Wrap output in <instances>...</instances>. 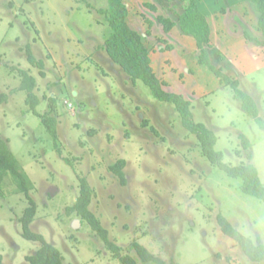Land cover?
I'll list each match as a JSON object with an SVG mask.
<instances>
[{
  "label": "rangeland",
  "instance_id": "obj_1",
  "mask_svg": "<svg viewBox=\"0 0 264 264\" xmlns=\"http://www.w3.org/2000/svg\"><path fill=\"white\" fill-rule=\"evenodd\" d=\"M242 1L246 4L243 19L230 8L238 0H200L199 7L215 11L207 17L216 23V42L228 30L235 46L230 43L220 49L226 57L224 69L254 96L264 118V46L237 39L239 33H233L237 30L232 26L245 21L263 42L264 36L251 1ZM125 2L129 24L142 33L155 72L167 82L165 88L191 100L194 120L216 132L215 148L223 152L225 162L253 163L264 184V129L244 111L233 87L221 85L198 62L202 68L194 72L191 66L196 65L198 50L194 42L182 39L188 35L178 27L166 33L158 21L159 14L176 18L185 2ZM108 6L109 0H0V95H8L0 100V138L7 140L34 183L30 194L37 215L32 230L61 250L65 264H125L88 223L66 213L79 195V176H85L94 190L91 210L122 248L121 254L131 255L137 264L160 263L143 261L134 242L163 264H264V260H250L217 220L222 213L244 235L264 244V200L245 192L241 178L212 164L175 106L156 99L144 82L134 84L100 47L110 27L98 8ZM214 17L225 20L217 23ZM147 19L153 22L150 35ZM27 44L44 60L45 76L27 60ZM168 44L173 49L167 50ZM212 54L215 62L220 59L215 51ZM12 66L36 77L40 113L49 108L50 96L57 98V146L42 118L28 106V93L20 88L21 77ZM241 134L251 141L249 150L244 149ZM121 158L126 160L125 185L109 169ZM28 205L14 175L2 172L3 264H30L26 257L41 246L21 233L19 220Z\"/></svg>",
  "mask_w": 264,
  "mask_h": 264
},
{
  "label": "trees",
  "instance_id": "obj_2",
  "mask_svg": "<svg viewBox=\"0 0 264 264\" xmlns=\"http://www.w3.org/2000/svg\"><path fill=\"white\" fill-rule=\"evenodd\" d=\"M250 1L256 11L259 29L264 36V0ZM184 2L183 10L177 13L176 18L162 14L158 15V21L162 24L164 31L170 33L175 27H178L181 33L193 37L198 50L197 62L213 72L221 83L233 87L235 97L242 102L244 111L253 117L264 129V118L260 116L257 100L253 95L241 89L238 78L234 77L232 73L226 72L224 66L222 64H216L213 59V51H215V54L221 60H225L226 57L220 49L213 48L212 25L207 15L199 7L200 0H183ZM148 5L153 10L157 9L154 4ZM222 10L223 12H227L226 9ZM98 11L104 16L105 22L110 27V33L106 36L104 44L100 47L107 51L110 58L128 74L134 84H137L138 81L144 82L150 88L156 99L171 103L175 106V109L180 113L183 125L191 134L196 135L202 154L212 164L221 167L230 176L241 178L243 180L242 188L245 192L264 200V184L257 167L253 163L230 165L225 162L223 152L215 148L218 141L216 132L206 124L194 120L191 100L182 93L169 91L165 88L167 82L158 76L152 66L151 49L146 45L142 33L129 24V7L125 0H109V6L107 8H98ZM147 22V34L150 35L152 34L153 22L149 19H147ZM242 27L243 35L247 41L255 42L256 44L259 43L264 46V42L257 38L243 22ZM160 41L165 42L163 38H160ZM166 49H173V46L168 44ZM25 50L29 63L39 68L40 74L45 76L44 60L36 57L30 44L26 45ZM12 70L18 71L22 80L20 88L28 93L26 99L28 106L42 118L44 126L54 138L57 146V123L58 116L60 115L57 98L50 96L49 108L45 113H40L37 110L41 99L35 92L37 87L36 77L25 68L12 66ZM192 72L193 70H190V73ZM7 98V94L0 95V100H7ZM240 137L244 149L249 150L252 147L249 138L245 134H241ZM237 153L241 154L242 150L239 149ZM63 158L73 164L69 157L65 156ZM125 166L126 160L124 158L119 159L109 166V169L119 178L123 185L127 183V177L124 171ZM5 170L10 171L14 175L21 191L29 200V205L19 220L22 227L21 233L25 238L38 241L41 244L35 253L26 257V260L30 264H65L61 250L54 244L48 242L43 234L32 230L31 224L37 215V203L30 194V191L34 189V183L26 171L22 169L18 158L9 148L7 140L0 138V171L4 173ZM2 172L0 173L2 174ZM79 178V195L74 204L66 208V213L75 214L83 222L88 223L93 232L99 235L108 248L123 263L137 264L135 258L131 255L121 254L122 248L111 240L108 229L103 226L100 218L90 208L94 196L92 186L85 176H79ZM217 220L221 230L237 242L250 260L255 262L264 260V244L261 241H254L252 238L244 235L222 213L218 214ZM133 246L143 261L164 263L160 257L150 252L144 245L134 242ZM2 258V255H0V264H3Z\"/></svg>",
  "mask_w": 264,
  "mask_h": 264
},
{
  "label": "crops",
  "instance_id": "obj_3",
  "mask_svg": "<svg viewBox=\"0 0 264 264\" xmlns=\"http://www.w3.org/2000/svg\"><path fill=\"white\" fill-rule=\"evenodd\" d=\"M217 1V0H216ZM225 1V0H224ZM223 2V1H222ZM238 4H236V5H230V8H232V7H234L233 8V10L232 11H234L235 12V17L236 18H239V19H243L244 17H245V11H246V4H245V1H242V0H238ZM208 9V8H207ZM207 16H209V15H211V16H214L213 14H214V12L215 11H211V10H202ZM232 11L231 10H229L228 9V15H230V14H232ZM210 17V16H209ZM217 18H219V17H214V20L217 22V23H222L223 24V22H224V20H225V18L224 17H221V18H219V19H217ZM222 21V22H221ZM243 21V20H242ZM211 22V21H210ZM240 22V21H239ZM244 23H245V25H248L245 21H244ZM222 24H221V27H222ZM211 25H212V29H213V48L214 49H221V48H223L222 46H226V44L227 45H229L230 43L232 44V45H234V41L229 37V33H228V30H227V34H225V36L223 37V38H221V40H220V42H216L215 40V36H214V33H216V29H215V26H216V23H215V26H214V24H212V22H211ZM219 25V24H218ZM234 29H236L237 31H233V33H239V38H237V39H239V40H241L242 39V37H244V35H243V27H242V24L241 23H238L237 21H235L234 22V26H232ZM174 29H177L176 27L174 28ZM178 31H180V30H178ZM232 32V31H231ZM262 33V32H261ZM180 34V33H179ZM217 34V33H216ZM255 36H256V34H254ZM263 35V34H262ZM181 36V35H180ZM186 37V38H185ZM184 38H182L183 40L185 39H188L190 42H194L195 44H196V42H195V39L193 38V37H191V36H185ZM187 37H189V38H187ZM256 37H258V36H256ZM245 38V37H244ZM259 38V37H258ZM260 39V38H259ZM245 40H246V38H245ZM243 41L244 42V44L246 43V41ZM242 42V41H241ZM241 42L238 44V45H243V44H241ZM220 44V47H215V45H217V44ZM247 43H249V45H250V43H253V44H255V42H249V41H247ZM246 45V44H245ZM235 46V45H234ZM214 59V58H213ZM215 60V59H214ZM215 63H217V64H222L223 66H224V61H222L221 59H218V60H216V62ZM193 64H196V65H193V66H191V68L194 70V72L197 74V72L202 68H199L198 66H197V59H196V62L195 63H193ZM225 67V66H224ZM205 68V67H204ZM207 69V68H206ZM219 80V79H218ZM220 81V80H219ZM220 83H221V81H220ZM221 85H224L223 83H221ZM183 94V93H182ZM185 95V94H184ZM186 96V95H185Z\"/></svg>",
  "mask_w": 264,
  "mask_h": 264
}]
</instances>
